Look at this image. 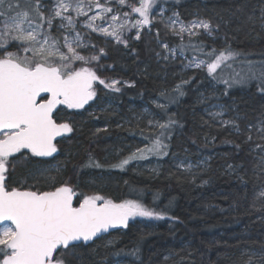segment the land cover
I'll return each mask as SVG.
<instances>
[{
  "label": "trees",
  "instance_id": "trees-1",
  "mask_svg": "<svg viewBox=\"0 0 264 264\" xmlns=\"http://www.w3.org/2000/svg\"><path fill=\"white\" fill-rule=\"evenodd\" d=\"M177 7L186 20L191 12L198 11L218 25L226 44H222L221 38L205 34L196 37L208 49L229 48L246 59L264 61V26L259 24L264 23V0H179ZM157 26L163 40L181 46L180 37L164 30L162 23ZM156 39L153 32L146 33L130 48H134V53L125 60L127 67L116 66L108 71L109 76L133 83L116 85L119 92L108 88L100 91L115 101L122 114L108 110L76 116L71 120L73 132L57 145L59 151L52 157L17 162L14 170L9 169L7 185L12 188V177L25 176L36 163L56 160L62 168L54 172L55 186L67 182L80 199L83 198L80 194H99L116 203L138 200L163 216L136 217L127 228L80 243L74 264H261L263 256L256 252L264 251V207L257 203L261 177L254 171L257 160L252 151L253 141L246 139L245 129L232 133L216 124L205 126L197 95L207 85L208 70L191 69L185 77L172 76L173 70L178 71L179 62L156 61ZM182 48L190 54L187 47ZM105 61H117L112 48ZM256 84L255 80L230 91L231 96L240 98L242 122L264 111V91ZM241 91L250 97L241 95ZM161 95L166 97V105L155 108L163 114L165 124L174 121L167 129L152 131L142 122L124 121L123 114L132 116L130 105L151 103V99ZM162 132L166 134L162 139L165 144L162 143L167 154L144 156V159L162 156L164 166L160 173L137 170L139 158L124 168L114 167L133 153L139 157L141 153L131 150L147 149ZM207 136H215L214 143L205 142L203 138ZM141 141L146 147L139 146ZM125 142L130 147H125ZM119 147L124 150L113 154ZM186 147L193 152L217 153L197 180L191 173L174 167L170 160L175 151ZM97 163L99 167L95 166ZM48 190L53 188L41 187V191ZM136 248L139 251L132 255Z\"/></svg>",
  "mask_w": 264,
  "mask_h": 264
},
{
  "label": "snow or ice",
  "instance_id": "snow-or-ice-1",
  "mask_svg": "<svg viewBox=\"0 0 264 264\" xmlns=\"http://www.w3.org/2000/svg\"><path fill=\"white\" fill-rule=\"evenodd\" d=\"M106 3L107 0L104 3L101 0H56L47 8L46 15L43 0H0V264H74L81 241H93L110 228H127L131 218H163L138 200L116 203L99 194H80L83 196L80 199L67 182L53 185V190L48 191L20 190L7 185L9 169L14 170L17 162L32 157H52L59 151L57 138L73 132L71 124L62 121L59 106L83 109L96 97L94 83L97 81L105 88L120 91L116 87L120 81L106 82L93 68L86 66L99 60L104 54L103 48L99 50L100 55L85 56L77 51L87 47L79 32L71 39L65 35L62 45L51 34L56 18L61 20L58 30H74L77 21L71 12L74 11L77 17L87 16L85 7L88 11L94 7L98 13L88 18L86 26L127 46L122 31L129 27V13H123L122 23H117L120 18L113 14L111 31L93 24L97 19L106 18L102 14L113 12ZM116 3L123 6L126 0H116ZM154 5L155 0L129 4L131 12L139 16L130 27L142 30L150 26ZM174 16L178 14L174 13ZM176 22L171 21V26L174 27ZM201 28L208 35L214 31L210 21L198 20L188 26L181 24L178 34L187 31L190 35H198L191 30ZM135 38L140 39L139 31ZM162 47L167 49L168 46ZM206 55L211 62L194 59L189 66H206L209 75H213L222 65L231 68L228 62H234L240 54L229 49L217 53L213 49ZM76 62L81 66L76 67ZM242 63L246 68L233 69L231 78L223 82L231 87L256 80L260 90L264 91V61L259 62L260 67L252 61ZM171 123L174 121L159 127L167 129ZM260 131L264 132V128ZM257 147L264 152V146ZM164 148L166 145L156 139L148 151L166 155L162 152ZM137 152L141 153L139 157L133 153L114 167L124 168L133 159L145 158L144 150L137 149ZM258 167L264 170V155L260 157ZM47 179L54 181L55 177ZM261 198H264V191L257 196V199ZM74 199L78 206H74ZM138 251V248L134 249L132 255Z\"/></svg>",
  "mask_w": 264,
  "mask_h": 264
},
{
  "label": "rangeland",
  "instance_id": "rangeland-1",
  "mask_svg": "<svg viewBox=\"0 0 264 264\" xmlns=\"http://www.w3.org/2000/svg\"><path fill=\"white\" fill-rule=\"evenodd\" d=\"M179 0H155V5L153 7L152 15H151V24L150 26L145 27L142 30H138L135 28H131L130 25L135 21V19H139L138 14L132 13L131 8L128 6L129 4L138 5V0H126V4L121 6L118 3H116V0H107L106 6L112 7L113 12L112 13H106L102 14L106 18L101 20L97 19L93 22L94 26H101V27H108L109 31H111L110 25L113 24V21L111 20V16L113 14H116L119 16V20L117 23H122L125 19L123 16V13L127 12L129 13V17H127L129 22V27H127L125 30L122 31V36L127 39V46H125L122 43H117L116 40L111 36H106L105 34L101 33L100 31H92V29L88 28L86 26V22L89 17L96 15L98 13V10L93 7L91 11H88L87 7H85V11L87 12V16H76V13L74 11L71 12V15L76 19L77 23L74 30H68V29H59L58 26L61 23L60 18H56L53 22V28L51 29V34L53 37L57 38L60 42V44H63V38L65 35H67L70 39L74 38L76 33L79 32L82 37V42L87 45L86 48H78L77 51L85 56L89 55H100L99 50L101 48L104 49V54L100 55V58L98 61H93L89 66L93 68V70L96 71L97 75L104 79L106 82H111L112 80H118L120 81L117 85H124L129 86L133 84L128 79H123L120 77H113L109 76L108 71L114 69L116 66H119L121 68H126L127 65L125 63V60L134 53V48L130 50V48L133 47L134 42L140 41L146 33H154L156 34V46L157 50L155 53L156 61L158 62H167L176 64L179 62V67L176 69L177 72H171V75L173 76H179V77H185L186 73L190 71L191 69H200V70H207L206 66L201 67H195L189 66L191 62L195 59L196 62H199L201 60L211 62V58L204 54L209 53L212 51V49H208L203 42H199V40L196 39L197 36L200 34H205L208 37H213V39H222V44H226L227 41L225 40L224 35H220L219 28H215V24L211 22L209 18L206 16L200 14L198 11L191 12V17L189 20H186L185 17L181 14L180 10L177 7V2ZM44 4L46 5V15H47V8L52 7L56 0H43ZM105 0H101V3H104ZM174 13L178 14V16H174ZM68 13H65L67 15ZM177 21L175 26H171V21ZM198 20H205L210 21L211 24L214 26V31L211 35H208L204 29H192L191 31L198 32V35H190L189 32H184L183 34H178L179 27L181 24L188 26L193 21ZM157 23H162L164 26V30H169L171 32L172 36H178L182 39L183 43L181 46H177L175 44H170V42L163 40L160 37V28L157 26ZM260 25L264 26V23L260 22ZM45 28L47 26L45 25ZM139 31L140 39L137 40L136 34ZM101 42V43H100ZM166 44L168 47L167 49L162 47V45ZM75 46V45H74ZM94 46V47H93ZM15 45L12 46V49L14 50ZM182 47H187L190 54H188ZM113 49L117 53V61L116 62H108L105 61L109 56V49ZM229 48H224L221 50H225ZM63 51H67L66 48L62 49ZM129 50V51H128ZM171 50V51H169ZM221 50H216L218 53ZM231 51H234L236 53H239L233 49H229ZM159 54V55H158ZM240 54V53H239ZM167 57V59H165ZM244 61H252L256 64V67H260L259 59H246L243 57V55H239L236 57L235 61H230L228 63H231V68L225 67L224 65L221 66V68H218L216 73L213 75H207V85L203 88L199 89L198 91V103L201 105L200 111L204 115L205 119V126L207 125H219L222 128L228 129L232 133H240L242 129H245L247 133V140H252V151L255 153L256 158V166L254 168L255 173L257 176L261 177L260 180V186L256 193V197L261 191H264V170L261 169V167H258L260 162V157L264 155V152L261 151L260 148L257 147V145L264 146V139H262V136H264V132H261L260 129L264 128V111L260 115H258L256 118L249 119L248 122H242V119L244 118L243 109L240 103V98L231 96L230 91L236 87L241 86H247L250 83L247 84H233L231 87H228L223 81L229 80L232 76L233 69L236 71H240L241 68H246V64L242 63ZM76 67H80L81 63L76 62ZM169 72H167L168 74ZM166 74V75H167ZM165 75V76H166ZM215 76V78H214ZM257 88L260 90V84L257 81L256 84ZM94 88L97 93L96 97L89 101L88 104L84 106L83 109H67L64 106L60 107L59 115L63 122H68L73 127V124L71 123V120H74V118L81 117L87 114H91L94 112H104L108 110L117 111L118 113L122 114V110L120 107L115 103L113 99H109L101 94L102 88L105 89L104 85L99 84V82L94 83ZM167 95L166 97H170L169 89L166 90ZM261 91V90H260ZM172 95V93H171ZM241 95L247 97L248 93L246 91H241ZM166 97L157 96L153 99H151V103L146 102L141 105H130L129 109L132 112V116L129 117L128 114H123L124 121L126 123H138L142 122L144 124L143 126L146 127L148 130H158L160 127V124H165V118L163 114H161L155 107L161 108V106H165V99ZM98 126V125H97ZM163 134L166 136L165 132ZM71 135V133L65 134L62 139H65ZM251 137V139H249ZM164 138L163 135H160L158 139H160L161 142ZM203 140L208 143H214L216 140L215 136H207L204 137ZM156 141V140H155ZM151 143V146H149L147 149H144L143 155L149 156L150 154L154 152H149L148 149L152 148L154 142ZM164 143V142H163ZM165 144V143H164ZM125 147H130L129 143H124ZM139 146L141 148L146 147V144L144 141L139 142ZM138 148H133L131 151L136 152ZM124 150L123 147H119L113 150V154L118 155ZM162 152H165L162 149ZM219 153V152H218ZM56 154V153H55ZM53 154V156L55 155ZM217 153L211 154L208 152H204L202 150H198L196 152L191 151L189 148H184L183 151H175L171 156L170 160L174 167L179 168L181 170L187 171L188 173H191L194 176V180H197L200 178V176L203 174V171L208 169L211 166V160L214 156H216ZM140 156V154H139ZM136 168L137 170H150L155 173H160L163 169V160L162 156L159 158L153 157L149 159H142L139 158L136 162ZM232 166V164H231ZM62 165L57 162L56 160L50 163H43L38 164L36 163L32 168L27 171L25 176L23 177H12V181L10 182L13 187L18 189H27V190H40L41 187L44 186L47 189L53 188V185H56V180H50L47 179V177H55L54 172L61 169ZM241 166L237 167L236 171L239 172ZM9 180V178H8ZM7 180V182H8ZM258 204L264 203V198L257 199ZM223 210V209H222ZM225 211L227 209H224ZM135 218H131L128 222V224L131 221H134ZM122 229H124L122 227ZM256 251H253L251 253H255ZM257 254L259 253L262 257V260H260L261 264H264V251H257ZM123 263V262H121ZM120 263V264H121Z\"/></svg>",
  "mask_w": 264,
  "mask_h": 264
},
{
  "label": "water",
  "instance_id": "water-1",
  "mask_svg": "<svg viewBox=\"0 0 264 264\" xmlns=\"http://www.w3.org/2000/svg\"><path fill=\"white\" fill-rule=\"evenodd\" d=\"M61 139H62V137H58V138H57L58 141H60ZM20 190H27V189H20ZM74 206H78V205L75 204V200H74ZM121 228H122V227L110 228V229L108 230V232L99 234V238L102 237V236H104V235H106V234H108V233H111V232H113V231L119 230V229H121ZM95 239H98V238H94V240H95ZM82 242H83V241H81L80 243H82ZM88 242H90V241H88Z\"/></svg>",
  "mask_w": 264,
  "mask_h": 264
}]
</instances>
